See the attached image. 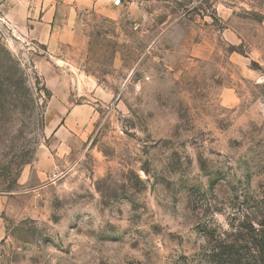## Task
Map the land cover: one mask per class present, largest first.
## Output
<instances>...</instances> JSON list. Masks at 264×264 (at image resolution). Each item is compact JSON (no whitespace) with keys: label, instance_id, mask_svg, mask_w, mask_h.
Here are the masks:
<instances>
[{"label":"rangeland","instance_id":"1","mask_svg":"<svg viewBox=\"0 0 264 264\" xmlns=\"http://www.w3.org/2000/svg\"><path fill=\"white\" fill-rule=\"evenodd\" d=\"M136 1L58 0L84 37L51 50L1 11L0 264H221L262 230L264 0Z\"/></svg>","mask_w":264,"mask_h":264},{"label":"crops","instance_id":"2","mask_svg":"<svg viewBox=\"0 0 264 264\" xmlns=\"http://www.w3.org/2000/svg\"><path fill=\"white\" fill-rule=\"evenodd\" d=\"M12 0L2 11L5 21L8 20L13 30L23 34L33 42L46 46L49 50L61 45L78 46L83 41V30L78 17H71L66 21L61 19L58 0ZM81 9H92L95 13L110 19H116L123 11L134 14L139 9L136 0H122L123 4L115 5V0H65ZM11 2V1H9ZM8 2V3H9ZM14 8V9H13ZM18 9L17 11H15ZM41 60H36V68H39ZM59 77V76H58ZM59 79H61L59 77ZM3 201L0 200V210Z\"/></svg>","mask_w":264,"mask_h":264},{"label":"trees","instance_id":"3","mask_svg":"<svg viewBox=\"0 0 264 264\" xmlns=\"http://www.w3.org/2000/svg\"><path fill=\"white\" fill-rule=\"evenodd\" d=\"M264 200V199H263ZM264 202V201H263ZM262 230L257 232L256 229L248 230L249 237L245 241L246 246L252 245L248 249V253L242 255L235 244H227L221 246L222 255L219 263L221 264H264V222L259 224ZM257 232V233H256Z\"/></svg>","mask_w":264,"mask_h":264},{"label":"built area","instance_id":"4","mask_svg":"<svg viewBox=\"0 0 264 264\" xmlns=\"http://www.w3.org/2000/svg\"><path fill=\"white\" fill-rule=\"evenodd\" d=\"M9 2V0H0V13L2 11V9L4 8V6ZM115 5L119 6L122 4V0H115ZM2 22H4V19L1 18L0 15V25L2 24Z\"/></svg>","mask_w":264,"mask_h":264}]
</instances>
